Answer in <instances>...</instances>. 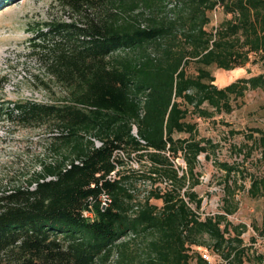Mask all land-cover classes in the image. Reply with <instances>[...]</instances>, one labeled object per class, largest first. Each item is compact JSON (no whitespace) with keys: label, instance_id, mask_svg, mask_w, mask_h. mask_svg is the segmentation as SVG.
Wrapping results in <instances>:
<instances>
[{"label":"trees","instance_id":"16d2710c","mask_svg":"<svg viewBox=\"0 0 264 264\" xmlns=\"http://www.w3.org/2000/svg\"><path fill=\"white\" fill-rule=\"evenodd\" d=\"M168 1L67 0L84 15L82 22L48 23L49 31L73 42L51 65L57 79L71 87L72 104L10 102L0 118L35 121L54 114L65 130L53 137L52 149L64 155L43 163L26 185L0 192V264H105L114 252L112 264H212L193 246L218 253L215 264L250 260L241 237L244 225L221 213L200 218L184 199L201 207L190 189L199 183L198 156L215 147L197 137L196 123L187 117L229 112L231 95L264 91V73L218 87L211 72L212 66L233 70L249 62H259L264 71V0H177L170 9L174 18L157 17ZM93 4L106 6L98 19L84 13ZM217 8L225 17L208 28L209 13ZM133 125L144 144L132 134ZM254 131L264 154V131ZM91 137L101 144L95 146ZM117 149L135 152L138 159L146 155L150 165L108 180L122 162L114 156ZM175 157L185 161L181 175L171 161ZM221 166L228 176L234 169ZM149 173L171 179L172 186H152L138 199L136 183L156 180ZM250 178V196H264V176ZM103 191L111 202L100 209ZM87 208L92 219L82 214Z\"/></svg>","mask_w":264,"mask_h":264},{"label":"rangeland","instance_id":"374dc122","mask_svg":"<svg viewBox=\"0 0 264 264\" xmlns=\"http://www.w3.org/2000/svg\"><path fill=\"white\" fill-rule=\"evenodd\" d=\"M11 1L14 0H0V109L10 102L33 101L55 107L72 104L71 87L57 79L51 65L56 55L62 49L67 51L73 42L68 41L64 34L49 31L47 25L51 21L81 23L84 15L70 7L67 0ZM176 1H168L165 10L155 15L174 18L175 12L170 9ZM85 9L84 13L98 19L106 6L93 4ZM144 15L148 17L152 13L144 10ZM209 15L211 23L208 28L225 17L220 8ZM142 23L146 24L145 21ZM188 71L193 72L192 64L188 66ZM211 72L215 77L213 83L218 87L238 78L264 73L259 62H249L233 70L212 66ZM229 102V112H213L210 118L187 117V120L196 123L197 137L209 139L215 145L209 147L207 154L198 156L195 171L199 183L190 190L201 199V207L197 210L194 204L190 205L200 218L221 213L230 223L244 225L241 237L247 248L246 257L249 256L250 260H245L243 264H264V196L252 197L248 193L250 176H264V154L254 142L259 137L254 129L264 131V91L248 89L243 96L231 95ZM60 123L54 114L35 121L0 118V192L26 185L35 172L41 171L43 163L64 155L63 150H60L59 156L52 149L55 143L53 137L65 130ZM222 163L234 168L229 176ZM130 166L133 167L132 164ZM146 167L143 163L140 168ZM146 189L148 187L142 181L136 183L134 191L139 193L138 199H142ZM153 202L161 204L159 200ZM226 208L235 209L227 213ZM208 243L210 241L206 239L205 244ZM193 248L206 254L207 258L201 256L212 264L221 260L219 254L212 252L208 246ZM258 256L262 257L261 261ZM116 259L114 252L111 262L105 264H112Z\"/></svg>","mask_w":264,"mask_h":264},{"label":"built area","instance_id":"2783aa9c","mask_svg":"<svg viewBox=\"0 0 264 264\" xmlns=\"http://www.w3.org/2000/svg\"><path fill=\"white\" fill-rule=\"evenodd\" d=\"M131 132L140 141V143H142V144L145 143V141L138 136L135 125H133ZM90 139L93 141L95 146H99L101 144V142L98 139H96L95 137H91ZM140 152H146V150H142ZM114 156L119 158L122 162L117 163L115 166V169L110 171L108 173V175L106 176V178L108 180H111V181L114 180L115 178H117L119 171L137 170L138 172H142L143 170H145V169L140 168L143 163H145V165H150V162H149L148 158L146 157V155H144L143 157L138 159L135 152H132L129 155H127V153L125 151H123L122 149H117V150H115ZM171 161H172L174 167L177 169V172L179 175H181L186 170V164H185V161L182 157H175L174 159H171ZM73 162L75 164H78V163H80V160L75 159ZM128 163L132 164L133 167H131L130 164H128ZM64 166H65V168L66 167L69 168L71 166V162L66 161ZM149 174L153 177V179H156V180L154 183L150 180L142 181L143 183H145L147 185L148 189L151 188L152 186H158L161 189H169L172 186L171 179H168L166 177H157L155 173H149ZM50 178H52V176H48L46 179H50ZM145 194H146V192L142 195V197ZM184 199L186 200L188 205H190L191 202H188V200L186 198H184ZM98 202H99L100 209H105L106 207L109 206V204L111 202V196L108 193H106L105 191H103L98 197ZM82 214H83V216L87 217L88 219H92L94 216L93 211L90 208L84 209L82 211ZM201 255L204 258H207L206 254L203 253Z\"/></svg>","mask_w":264,"mask_h":264}]
</instances>
